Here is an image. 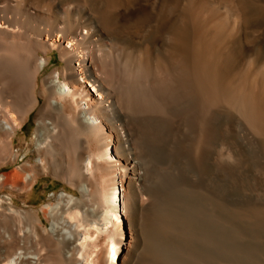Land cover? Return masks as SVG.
I'll list each match as a JSON object with an SVG mask.
<instances>
[{"label":"bare ground","instance_id":"1","mask_svg":"<svg viewBox=\"0 0 264 264\" xmlns=\"http://www.w3.org/2000/svg\"><path fill=\"white\" fill-rule=\"evenodd\" d=\"M181 1L0 0V264H128L139 238L142 264H264L222 240L221 225L245 234L217 190L223 162L264 163V0H212L229 19L216 30ZM53 53L62 66L43 76ZM165 168L170 188L146 187ZM46 176L80 197L18 208ZM144 187L149 214L125 225ZM263 210L247 215L255 242Z\"/></svg>","mask_w":264,"mask_h":264},{"label":"rangeland","instance_id":"2","mask_svg":"<svg viewBox=\"0 0 264 264\" xmlns=\"http://www.w3.org/2000/svg\"><path fill=\"white\" fill-rule=\"evenodd\" d=\"M179 6H190L189 10H188L190 15L194 16L195 20L197 22H199L198 24L204 25L206 27V29L210 28V29L216 30V29L221 28V26L228 24V22H229V19L227 18L226 13L223 10L222 5L216 3V2H214L212 0H182L180 2ZM249 61H250V59H247V57H245L242 61H240V63H238V65H239V67H240V65L243 66L244 69H245V68H247V65L249 64L248 63ZM242 62H243V64H242ZM61 66H62V63L59 61V57H58L57 53H53L52 54L51 63L48 65V67L44 71L43 76H45L48 73H51L55 68H61ZM34 125H35L34 121L31 120V122H29L27 124L26 128H25L27 141H29L31 139V137H32V132H33ZM15 144H16V146L14 148V151H16L18 148H19L18 150L22 151L23 142L16 141ZM258 162H259V164H258ZM248 164H250V165H248ZM263 164L264 163H262V162H260V161H258L256 159H253V160H250L248 162L240 163L239 165H241V166L237 165V170H235L236 166H232V165H229L226 162H223V164L220 165V167L218 169V172H217L218 173L217 174V176H218L217 177L218 178L217 179L218 180L217 181V184H218L217 185L218 197L220 198L219 199V201H221L220 203L224 207L222 209V211L220 212L221 218L223 220H227V219L231 220L232 223L234 222L233 225H235L236 227L238 226L237 228H239V230L242 232V234H245V235H243V237H245L244 238L245 242H244L243 237H241V238H235L234 237L233 238V236L231 235V231H230L229 227L228 228L225 227L227 225H221L220 235H221L222 240L224 241V243L227 246L232 247V248L233 247L234 248L235 247H239V248H243V249H253L255 247H256V249L259 248L258 250L261 251V253H260L261 256L260 257H262V258L264 257V253H263L264 252V250H263L264 249V238L261 241H259V242H255L253 239L251 240L250 235H251V232H253L254 228L251 227V226H253V223L247 217V215L249 213L262 211L264 209V179H263L264 178V173L261 174V172H263V169L261 167V166H263ZM253 165H254V167H253ZM229 166L232 167V169H233V170L231 169V172L229 170L230 169ZM246 167H247V169H246ZM248 167H249V169H248ZM235 171H237L238 173L237 172L235 173ZM174 172L177 174L176 171H173V170H170V169L168 170L166 168L165 169H157V170L153 171V173L148 172L147 175H146V179H145V185H146V187L157 188L159 190H167V189L170 188L169 180H170V177L175 175ZM153 175L156 176V177H153ZM157 177L159 178L158 180H160L159 183H155V180H156ZM152 178H155V180L152 179ZM251 178L253 180H251ZM261 179H262V182H261ZM237 180H238V182H237ZM158 185H160V186H158ZM146 187L143 188L144 190L140 188L136 192H134V195L132 196V199H131V201L133 203L131 201L127 202V197L124 198V200L126 202L125 203V208H127V209H124V210L126 211L127 214H126V216H122V218H123V221H124L125 225L127 224L128 210L132 211L135 214V216H136V218H135L136 224L137 225L139 224V226H142L143 222L147 218V216L149 214V211H150L151 200L149 198L148 193L145 191ZM35 190H36V197L31 202H29L24 197H19V199L17 197V199H16L17 201H15V204L17 205V207L20 208V209H24V207H26L24 210L30 209V208L31 209L34 208L35 210H37V209H40L43 205H45L47 203L54 204L55 201H56V198L59 195H61L63 193H67L68 194V193L71 192L72 189L69 188L68 186H66L65 184H63L62 182L54 180L53 178H51L49 176H46V177H42L41 178L40 182L35 187ZM72 192L75 193L76 197H80V193L78 191L72 190ZM5 193L6 192H4V194ZM247 193H249V195H247ZM251 193L252 194L254 193L255 195L254 194L252 195ZM2 195L3 194H1L0 197H5L4 195L3 196ZM248 197H251V199L248 198ZM222 199H223V201H222ZM254 199H256V200H254ZM228 201H229V203H228ZM87 206L90 209H93L94 204H93V202H89V203H87ZM261 206H263V207H261ZM235 207L237 208V211L235 210ZM259 208H261V209H259ZM255 209H256V211H255ZM235 213H237V215ZM225 214L228 217H226ZM234 214L236 215V217H235ZM222 215H224V216H222ZM238 218H239V220H238ZM240 219H241V221H240ZM245 221H246V223H245ZM248 222H249V224H248ZM47 225H48V228H49V224H47ZM223 226L225 227V229H224ZM246 227H247V229H246ZM248 227H250V228H248ZM139 237H140V235H139ZM246 238H249V241ZM237 241H239V242H237ZM241 241H243V242H241ZM247 241H248V243H247ZM249 242H250V244H249ZM251 242H253V243H251ZM248 245H251V246L247 247ZM33 248H34L33 243L32 242H28L27 244H25V246L23 248V251L25 253L26 252H30L29 250L32 251ZM141 251H142V245H141V239L139 238V241L136 244V246L134 247L133 253H132V255H131L130 259H129L130 262L128 264H142L143 261L145 260V258H144L143 253ZM137 254H140V255H137ZM133 257H134V259H133ZM135 258H137V259H135ZM139 259H140L141 262L139 261ZM220 260H221L222 264H231L232 262H235V261H238L241 264H250L248 261L242 259L238 255L229 256V255H226V254H222ZM136 261H138V262H136ZM120 263L123 264V260L122 259H120Z\"/></svg>","mask_w":264,"mask_h":264}]
</instances>
